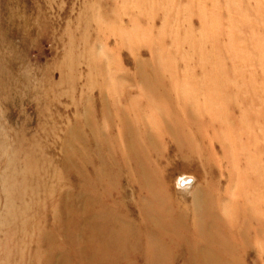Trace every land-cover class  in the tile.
Returning <instances> with one entry per match:
<instances>
[{"label": "rangeland", "instance_id": "374dc122", "mask_svg": "<svg viewBox=\"0 0 264 264\" xmlns=\"http://www.w3.org/2000/svg\"><path fill=\"white\" fill-rule=\"evenodd\" d=\"M160 96L161 109L149 110L147 100ZM127 118L159 130L146 159L185 215L194 218L202 189L226 197L225 220L235 217L249 236H238L234 258L264 264V0H0V264H48L45 249L58 245L71 251L70 264H90L78 254L90 244L81 238L85 207L75 206L69 226L55 214H66L65 192L82 200L69 155L136 217L137 183L123 175L106 191L93 175L108 158L130 176ZM183 121L191 143L182 148L170 128ZM99 135L113 146L103 143L100 154ZM86 147L89 158L80 155ZM35 179L44 186L33 192ZM42 231L53 233L50 244L40 243ZM187 256L178 248L172 264L191 263ZM130 259L116 260L144 263Z\"/></svg>", "mask_w": 264, "mask_h": 264}, {"label": "bare ground", "instance_id": "6f19581e", "mask_svg": "<svg viewBox=\"0 0 264 264\" xmlns=\"http://www.w3.org/2000/svg\"><path fill=\"white\" fill-rule=\"evenodd\" d=\"M163 97L166 99V96H160L156 99L149 98L147 100L149 110L154 109L155 104L157 109L160 110ZM137 106H134V108L136 109ZM127 119L123 122L125 131L123 132L128 148L123 157L127 159V165L131 164L126 170V173L130 176L126 175L124 171L122 174L120 171L114 172L112 169L114 164H111V160L108 161V158H100L99 165L95 168L93 175L102 179L106 191L108 189L107 182L113 183L117 190L120 187L119 182L123 175L128 178L131 187H134V183H137L140 186V195H136L135 188H133V202L136 208L133 211H137L136 217L132 216L126 200L118 196L110 203L106 198L107 195L104 194L106 192L101 193L100 189H97L96 181H93L90 174L85 175L82 167L76 164L74 156L69 155L67 158L72 166L77 165L73 167L83 180L84 187L82 188V194H80L82 200L79 204H75L73 193L70 191L65 192L63 197L60 198L58 208L63 207L66 216H59L60 214L57 211H55V214L59 221L62 222L63 218L66 226H69L66 220L67 218L72 219L70 216L73 211L75 212V206L85 207L81 217L83 223L81 238L88 239L90 244H88V248L85 247L86 250L79 249L78 254L81 257V262L82 255L85 256V252L87 257L84 262L90 264H111L108 261L119 264L116 259L121 256H125L129 260L132 257H141L143 264H172V258L177 255L179 248L183 253L188 254V260L191 259V263L188 262V264H238L234 258L235 254L239 253L238 239L240 237L242 239L248 238L249 236L247 237L244 232L246 229L237 228L238 224L236 226L235 217L225 220V215L230 214L229 210L224 208L228 201L225 200L226 197L216 199L214 192L206 189L200 190L195 196V209L193 211L195 216L193 219L187 217L185 215L186 211L173 201L171 192H169L168 186L164 184L162 176L150 168L151 164L146 159L145 149L147 145L154 147L159 130L155 133L152 132V129H148L150 127L149 124H146L148 120L139 121L140 119H138V121H134L133 119ZM171 125L173 126L170 128V132L174 134L179 147L183 148L185 142L191 143L190 138L182 132L185 128L184 121L179 124L177 122L176 124L171 123ZM144 126H146L145 131L142 130ZM143 135H145V138H143ZM76 136H80L79 131H77ZM99 141V148H97L99 154L103 143L107 147H113L109 140L103 139V136H98L97 142L99 143ZM71 143L72 141L69 142L68 147H71V151L79 156L75 143ZM82 149L80 155L84 157L85 154L89 158V149L87 147ZM132 163L136 165L135 169H132ZM42 184L36 182L35 179L31 185L32 191L35 192L40 189L39 186ZM29 187V185L22 183L24 192H26L25 190L28 191ZM118 192L122 194V190H118ZM248 219L250 220V218ZM222 221L228 222L230 232L227 230L226 223ZM232 227H234V230ZM53 240L52 232H41L40 243L50 244ZM57 247V249H49L48 247L45 249L43 256L49 260L48 264H52L50 261L57 254L60 258L54 264H70L71 251L64 245H58ZM89 251H93V254L91 255ZM127 264L133 263L129 261Z\"/></svg>", "mask_w": 264, "mask_h": 264}]
</instances>
